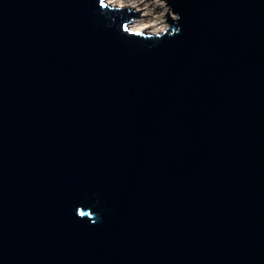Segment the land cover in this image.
Segmentation results:
<instances>
[{
  "label": "water",
  "instance_id": "water-1",
  "mask_svg": "<svg viewBox=\"0 0 264 264\" xmlns=\"http://www.w3.org/2000/svg\"><path fill=\"white\" fill-rule=\"evenodd\" d=\"M165 1L0 0V264H264V0Z\"/></svg>",
  "mask_w": 264,
  "mask_h": 264
},
{
  "label": "rangeland",
  "instance_id": "rangeland-1",
  "mask_svg": "<svg viewBox=\"0 0 264 264\" xmlns=\"http://www.w3.org/2000/svg\"><path fill=\"white\" fill-rule=\"evenodd\" d=\"M122 2V5L131 4L138 9L143 8L141 10L142 16L139 17V19L143 26L148 25L151 27L147 28V31H151L163 24L166 25V27L169 26L166 14L168 12V6L165 0H122ZM172 15L176 17L174 13H172Z\"/></svg>",
  "mask_w": 264,
  "mask_h": 264
},
{
  "label": "bare ground",
  "instance_id": "bare-ground-1",
  "mask_svg": "<svg viewBox=\"0 0 264 264\" xmlns=\"http://www.w3.org/2000/svg\"><path fill=\"white\" fill-rule=\"evenodd\" d=\"M109 2L113 3V4H122V0H109ZM130 27L133 29V30H141V31H144L145 29L147 28H151L150 26H143L142 22L140 20H135L133 23H131ZM153 28V27H152ZM164 28V26L162 27ZM158 29H153L151 31L153 32H157ZM161 30V29H160Z\"/></svg>",
  "mask_w": 264,
  "mask_h": 264
},
{
  "label": "built area",
  "instance_id": "built-area-1",
  "mask_svg": "<svg viewBox=\"0 0 264 264\" xmlns=\"http://www.w3.org/2000/svg\"><path fill=\"white\" fill-rule=\"evenodd\" d=\"M107 2H108L109 4H112V5H118V4H113V3L109 2V0H107ZM128 5H129V6H133V5H131V4H128ZM119 6H125V5H122V4L120 5V4H119ZM144 15H145V14H144ZM142 19H143V18H142ZM135 20H140V19H139V18H136ZM135 20H134V21H135ZM140 21H141V20H140ZM163 26H164V28H162ZM165 27H166V25H164V24L158 26V27L156 28V29H158L157 32L147 31L146 29H145L144 31H146V32H151V33H161V32H163V31L167 28V27H166V28H165ZM160 29H161V30H160Z\"/></svg>",
  "mask_w": 264,
  "mask_h": 264
}]
</instances>
